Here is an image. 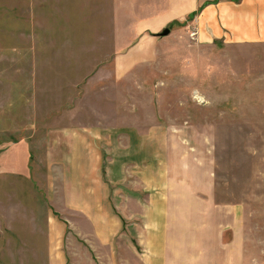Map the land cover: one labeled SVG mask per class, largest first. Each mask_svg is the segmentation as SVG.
<instances>
[{"label": "rangeland", "instance_id": "374dc122", "mask_svg": "<svg viewBox=\"0 0 264 264\" xmlns=\"http://www.w3.org/2000/svg\"><path fill=\"white\" fill-rule=\"evenodd\" d=\"M166 4L0 0V264H264V44L180 21L156 37ZM90 129L109 133L105 181L201 194L184 214L172 199L170 259L147 245L164 223L145 194L105 247L69 206L87 175L72 132Z\"/></svg>", "mask_w": 264, "mask_h": 264}, {"label": "crops", "instance_id": "0c3cea01", "mask_svg": "<svg viewBox=\"0 0 264 264\" xmlns=\"http://www.w3.org/2000/svg\"><path fill=\"white\" fill-rule=\"evenodd\" d=\"M166 5L164 12L152 21V26L148 25L149 33L158 34L172 22L180 21L187 22V25L197 30V39L201 43L221 40L230 44H264V0H167ZM91 130L72 132L74 139L83 140V173L87 175L84 176L81 186L72 189L69 206L72 205L74 212L83 214L84 223L91 226L88 228L89 232L83 228L84 233L86 231L89 235L97 237L104 247L110 244L112 239L121 235L127 218L116 210L119 209V204L132 203L135 197L141 198L137 201L141 204L143 200L141 194H145L150 208L154 209L156 205L158 209L162 207L159 214L162 211L160 219L164 223L162 228L161 226L148 228L150 239L147 238V245L150 251H162V254L165 253V260L170 259L168 253L171 252L172 246L170 214L174 210L173 204L176 200L182 203L184 214L187 212L188 201L202 203L201 194L190 190L194 186L191 184V187L187 180L177 182L170 179L169 175L162 182L163 185L156 188L157 190L153 181H146L145 185L141 186L142 190L128 184L124 185L116 179L105 181L101 174L103 160L100 141L105 140L109 133ZM172 188H176L177 191ZM155 192L159 194L157 198ZM175 198L177 199L172 201ZM159 199L161 202H158Z\"/></svg>", "mask_w": 264, "mask_h": 264}, {"label": "water", "instance_id": "95a60500", "mask_svg": "<svg viewBox=\"0 0 264 264\" xmlns=\"http://www.w3.org/2000/svg\"><path fill=\"white\" fill-rule=\"evenodd\" d=\"M170 34H171V29L165 28L161 33L154 34V36L164 38L169 36Z\"/></svg>", "mask_w": 264, "mask_h": 264}, {"label": "built area", "instance_id": "2783aa9c", "mask_svg": "<svg viewBox=\"0 0 264 264\" xmlns=\"http://www.w3.org/2000/svg\"><path fill=\"white\" fill-rule=\"evenodd\" d=\"M196 36H197V30H196V29H194V30L191 32V35H190V37H191V38H193V39H195V38H196Z\"/></svg>", "mask_w": 264, "mask_h": 264}]
</instances>
